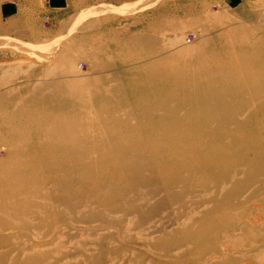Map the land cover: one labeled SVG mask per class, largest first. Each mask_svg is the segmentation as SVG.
<instances>
[{
    "label": "rangeland",
    "instance_id": "1",
    "mask_svg": "<svg viewBox=\"0 0 264 264\" xmlns=\"http://www.w3.org/2000/svg\"><path fill=\"white\" fill-rule=\"evenodd\" d=\"M231 260L264 264V0H0V264Z\"/></svg>",
    "mask_w": 264,
    "mask_h": 264
},
{
    "label": "bare ground",
    "instance_id": "2",
    "mask_svg": "<svg viewBox=\"0 0 264 264\" xmlns=\"http://www.w3.org/2000/svg\"><path fill=\"white\" fill-rule=\"evenodd\" d=\"M177 67H178V65H176ZM180 67V66H179ZM178 70V69H177ZM251 221H250V224H251V226H255V225H257L256 224V222H258V223H261V222H263V214H258V215H255V217H252L251 219H250ZM254 222H253V221ZM255 223V224H254ZM252 229V228H251ZM251 229L249 230V233H252L253 231H251ZM245 230H248V227H245ZM245 243V242H244ZM242 245L243 244H239L238 246H236L235 247V243H231L230 245H229V250H230V252H231V250L232 251H234V249L236 248V250L237 251H239L240 250V248H242ZM252 245V244H251ZM244 246V245H243ZM230 247H231V249H230ZM235 247V248H234ZM242 260H247L245 257L244 258H242ZM231 263L232 264H237L235 261H233V260H231ZM245 264H252V261H247V262H244Z\"/></svg>",
    "mask_w": 264,
    "mask_h": 264
}]
</instances>
